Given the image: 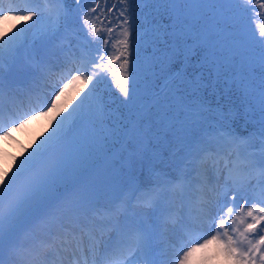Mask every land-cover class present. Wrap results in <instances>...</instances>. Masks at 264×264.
<instances>
[{"label":"snow or ice","instance_id":"snow-or-ice-1","mask_svg":"<svg viewBox=\"0 0 264 264\" xmlns=\"http://www.w3.org/2000/svg\"><path fill=\"white\" fill-rule=\"evenodd\" d=\"M23 3L0 6L24 22L0 28V138L41 117L50 130L0 168V264H264V27L246 23L264 2ZM22 54L17 85L4 68ZM110 76L122 112L100 87ZM100 160L122 177L102 190ZM22 225L46 230L28 240Z\"/></svg>","mask_w":264,"mask_h":264},{"label":"rangeland","instance_id":"rangeland-1","mask_svg":"<svg viewBox=\"0 0 264 264\" xmlns=\"http://www.w3.org/2000/svg\"><path fill=\"white\" fill-rule=\"evenodd\" d=\"M6 1L10 2V0H0V6L7 8L9 4ZM17 1L23 2V0H17ZM4 4H6V6ZM71 7H74V5L71 4L69 8ZM136 15L139 24L140 23L139 18L142 17V15H139L138 12ZM260 16H261V10H259V12L255 14L257 20L254 18L252 14L250 16H247L248 19L251 20L252 22L249 24V27L251 28L252 31L257 33L259 28L262 27ZM14 23L23 25L24 22L16 21L12 18H9L4 22L0 21V28L6 29L8 27H11ZM117 47H119V45H117ZM117 66L119 67V61L115 63L114 67ZM30 71H31L30 61L27 59L26 55L22 54L19 60L15 64H13L10 67L7 65L5 66L4 75L8 80L15 82L17 85H22L28 79V75ZM74 91L75 89H71L69 92L66 93V96L62 98V103L66 105L64 109L65 112L67 110H70L72 103L75 102V100H73ZM69 101H71V103H69ZM49 130H50L49 117H41L38 120L32 121L24 128L15 129L11 133L10 137H8L7 139L0 138V145L3 146L2 148H0V168H3L4 171H8V168L12 167L13 158H22V155H26L27 151H30L35 146V142H38V140L41 139L43 135H45ZM45 230L46 229L43 227L33 229L31 228V226L22 225L19 235L22 238L31 240L32 239L30 235L31 231H34L36 235L39 237L43 235Z\"/></svg>","mask_w":264,"mask_h":264},{"label":"trees","instance_id":"trees-1","mask_svg":"<svg viewBox=\"0 0 264 264\" xmlns=\"http://www.w3.org/2000/svg\"><path fill=\"white\" fill-rule=\"evenodd\" d=\"M71 2V0H69ZM111 2V0H110ZM254 2V1H253ZM261 2H264V0H261ZM72 3L68 4V7L71 6ZM141 8V7H140ZM143 9V8H142ZM147 14L151 11V9H146ZM144 20V19H143ZM251 22V21H250ZM262 27H264V17L261 19ZM143 23H139L141 25ZM115 72H119L120 68L114 67ZM119 77L116 76H110L108 79L105 80V82L100 86L103 90V95L105 100L110 104V106L113 109H119L121 112L123 111L120 101L123 99L121 94L119 93V89L116 87L115 80ZM227 86H223L221 95L223 96V99H220V97H210V99L213 102V106H215V101L217 99H220L221 105L224 107L225 111H228L229 107L233 108V111L235 113V119L232 121L235 129L243 135H248L250 132L253 131L251 123H248L246 126V122L244 119V109L240 106V102L236 100V97L230 93H226L223 89ZM86 90V89H85ZM232 101H235L234 104H232ZM162 159L167 161L169 159V152L164 150ZM157 164H159V161H156ZM105 169V172H104ZM145 175H147V165H145V168L143 169ZM139 174V172H138ZM122 178L118 174H114L111 170L106 169L105 162L103 160L97 161L96 164L93 166L92 173L90 175V179L93 180L96 185L102 190L105 185L112 181L113 179H120ZM99 194H103L101 191Z\"/></svg>","mask_w":264,"mask_h":264},{"label":"bare ground","instance_id":"bare-ground-1","mask_svg":"<svg viewBox=\"0 0 264 264\" xmlns=\"http://www.w3.org/2000/svg\"><path fill=\"white\" fill-rule=\"evenodd\" d=\"M8 4H9V2L8 1H6ZM5 6H6V4H4ZM14 6H17V7H23L24 6V3L22 2V1H17V0H15V5ZM1 22H4V21H6V20H0Z\"/></svg>","mask_w":264,"mask_h":264}]
</instances>
